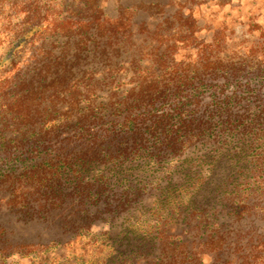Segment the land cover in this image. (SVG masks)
Masks as SVG:
<instances>
[{
	"label": "rangeland",
	"instance_id": "374dc122",
	"mask_svg": "<svg viewBox=\"0 0 264 264\" xmlns=\"http://www.w3.org/2000/svg\"><path fill=\"white\" fill-rule=\"evenodd\" d=\"M50 4L52 20L89 22L100 11L103 18L115 19L126 9V16L133 15L122 38L107 40L95 31L83 38L48 32L27 51L37 55L24 66L20 80L44 84L59 75L65 78L55 99L47 90L48 101L41 106L54 111V118L34 127L45 131L66 115L73 122L94 115L95 123L88 122L85 130L101 138L110 133L112 121L121 120L119 102L155 74L164 73L165 79L171 71L184 78L178 82L191 81L182 99L186 102L182 118L211 117V127L176 153L146 138L145 151L114 166L92 165L83 174L63 169L72 206L53 219L26 222L10 210L8 194L0 189V231L4 230L0 264H158L170 256H162L161 234L172 236L175 243L181 240L192 251L200 242L222 237L223 249L203 251L200 264H241L264 238V0H50ZM55 59L59 60L45 74L43 68ZM163 61L165 71L159 70ZM52 99L56 105L51 108ZM173 104L171 100L154 105L151 116L170 114ZM222 106L226 110L218 112ZM11 117H0L4 146L0 180L22 174L36 158L53 161L58 145L76 135L71 128L61 129L47 153L29 159L17 146L26 128ZM226 118L240 119L242 125L227 127ZM172 119L174 129L180 119ZM154 148L161 151L159 157L151 154ZM99 177H105L107 191L98 203L89 200L95 202L90 208L83 204L86 219L78 221L77 181L83 187ZM126 188L134 192L129 206L115 209Z\"/></svg>",
	"mask_w": 264,
	"mask_h": 264
},
{
	"label": "trees",
	"instance_id": "16d2710c",
	"mask_svg": "<svg viewBox=\"0 0 264 264\" xmlns=\"http://www.w3.org/2000/svg\"><path fill=\"white\" fill-rule=\"evenodd\" d=\"M51 9L50 0H0V109L4 107L0 117L7 119L10 115L11 121L26 128L22 135L19 134L21 140L17 143L19 148L25 149L26 158L32 154L34 157H39L40 154L47 153L50 149V147L47 148L48 144L58 137L61 129L71 128L76 134L73 140H67L58 145L54 150L53 161L47 158H36L29 169L22 174L13 177L9 175L0 180V189L8 194L7 205L10 210L31 223L53 219L56 213H64L67 207L72 206V200H69V196L65 194L66 182H63V169L83 174L92 165L114 166L121 162L120 160H128L139 152L145 151L146 138L155 141V144L164 145L159 147L164 151L176 153L184 144H190L193 139L204 135L211 127V117H207L205 121L182 118L186 103L182 99L187 97V90L191 89V81L180 80V82L183 81L180 83L177 79L184 78L176 75L177 72L171 71L165 79L161 77L164 73L155 74L154 78L145 80L136 92L119 102L122 106L121 120L117 124L112 121L107 128L110 133L105 132L101 138L95 134H88L85 130L88 122L95 123L94 115L91 118H78L75 122L72 116L66 115L58 126L45 131L38 130L34 127L38 122H46L49 118H54L56 114L54 111L48 112L41 108L47 100L45 93L52 91L55 99L58 90L65 84V78L59 75L44 84L41 82L35 84L32 80H20L24 66H28L37 55V51H31L30 55L27 51L42 42L48 32L60 36L77 35L83 38L95 31L98 37L107 40L122 38L128 34V21H131L130 18L133 15L126 16L125 13L129 12L126 9L115 19L103 18L100 11L96 12L89 22L73 21L71 18L52 20ZM82 41L81 39L79 44H83ZM58 60L49 61L43 68L44 73L49 74L52 65ZM158 64L161 68L159 70H167L165 61ZM207 66L203 67L208 69ZM12 95L15 97L7 103ZM54 99L50 102L51 108L56 105ZM171 100H173L174 109L170 114L161 117L151 116V107L156 104L164 106ZM224 110L226 107L222 106L217 111L224 112ZM174 116L178 117L180 122L173 129L171 122ZM223 123H227V127L242 125L240 119L233 122L226 118ZM159 148L153 149L151 154L154 157L160 156ZM99 178L101 179L95 180V183L83 187L78 183L80 181H77L75 189L80 192L78 202L81 203V207H78L74 217L78 221L86 219L83 204L90 208L89 200L94 199L98 203L100 197L107 191L108 184L103 179L105 177ZM137 191L139 194L140 191ZM131 194L134 195V192L126 188L120 194L114 206L115 209L127 208L131 202L128 198ZM2 200L0 199V203ZM95 202L92 203L95 204ZM189 203H193L192 198ZM195 207L200 209L198 204H195ZM190 209H194V206ZM197 209H194L195 213L198 212ZM189 217L190 221H195L194 218ZM3 234L4 230H1L0 244L3 242ZM163 235L161 234L158 240L163 246L162 256L167 254L170 256L169 260L163 263L159 261L158 264H200V255L203 251L215 253L221 251L224 244L222 237L211 238L200 242L196 249L192 246V251L181 240L175 243L171 241L172 236L164 237ZM3 251L4 248H0V253ZM241 264H264V238L251 248Z\"/></svg>",
	"mask_w": 264,
	"mask_h": 264
}]
</instances>
